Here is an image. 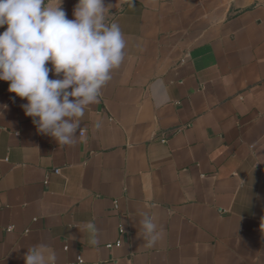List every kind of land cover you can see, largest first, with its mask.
<instances>
[{
  "label": "crops",
  "instance_id": "1",
  "mask_svg": "<svg viewBox=\"0 0 264 264\" xmlns=\"http://www.w3.org/2000/svg\"><path fill=\"white\" fill-rule=\"evenodd\" d=\"M105 4L126 59L75 144L39 133L0 81V264L39 243L57 264H264V0ZM141 212L164 230L152 248Z\"/></svg>",
  "mask_w": 264,
  "mask_h": 264
},
{
  "label": "clouds",
  "instance_id": "2",
  "mask_svg": "<svg viewBox=\"0 0 264 264\" xmlns=\"http://www.w3.org/2000/svg\"><path fill=\"white\" fill-rule=\"evenodd\" d=\"M63 3L0 0V28L7 26L0 33V81L9 83V93L27 101L23 111L39 133L67 146L83 136L85 110L98 103L114 70L124 63L127 41L111 14L113 5L106 6L105 0H78L74 19L68 18ZM50 73L58 78L50 79ZM150 92L156 106L169 100L164 80L153 81ZM140 217L138 235L144 247L152 248L164 230L154 215L141 212ZM86 228L96 231L92 222ZM24 259L25 264H57L56 251L45 243L30 247Z\"/></svg>",
  "mask_w": 264,
  "mask_h": 264
},
{
  "label": "built area",
  "instance_id": "3",
  "mask_svg": "<svg viewBox=\"0 0 264 264\" xmlns=\"http://www.w3.org/2000/svg\"><path fill=\"white\" fill-rule=\"evenodd\" d=\"M83 135H84V134H83ZM162 142L166 143V138H162ZM55 173L58 174L59 171H55ZM120 232L123 233V232H124V229L121 228ZM116 246H117V247H120V246H121V242L118 241V242L116 243ZM109 247H112V245H109ZM83 263H84V260L80 257V258H79V263H78V264H83Z\"/></svg>",
  "mask_w": 264,
  "mask_h": 264
},
{
  "label": "rangeland",
  "instance_id": "4",
  "mask_svg": "<svg viewBox=\"0 0 264 264\" xmlns=\"http://www.w3.org/2000/svg\"><path fill=\"white\" fill-rule=\"evenodd\" d=\"M6 27V26H5ZM4 28H0V33H1V31L3 30Z\"/></svg>",
  "mask_w": 264,
  "mask_h": 264
}]
</instances>
